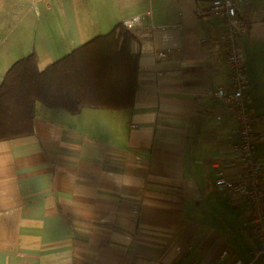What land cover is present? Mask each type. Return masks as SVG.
Listing matches in <instances>:
<instances>
[{
    "label": "crops",
    "instance_id": "1",
    "mask_svg": "<svg viewBox=\"0 0 264 264\" xmlns=\"http://www.w3.org/2000/svg\"><path fill=\"white\" fill-rule=\"evenodd\" d=\"M128 1L148 2L133 16L153 11L133 46L134 107L73 115L38 103L35 134L0 142V264H216L225 251L226 264L252 259L247 204L215 187L218 168L242 167L233 112L209 96L229 83L214 0ZM50 7L0 0V85L31 52L44 71L100 35L76 0ZM239 15L251 36L249 105L264 115V0H247ZM257 156L264 164V143ZM233 218L246 260L224 247Z\"/></svg>",
    "mask_w": 264,
    "mask_h": 264
},
{
    "label": "trees",
    "instance_id": "2",
    "mask_svg": "<svg viewBox=\"0 0 264 264\" xmlns=\"http://www.w3.org/2000/svg\"><path fill=\"white\" fill-rule=\"evenodd\" d=\"M136 41L120 22L44 71L36 52L17 61L0 85V142L35 134L38 103L73 115L133 108L140 72Z\"/></svg>",
    "mask_w": 264,
    "mask_h": 264
},
{
    "label": "built area",
    "instance_id": "3",
    "mask_svg": "<svg viewBox=\"0 0 264 264\" xmlns=\"http://www.w3.org/2000/svg\"><path fill=\"white\" fill-rule=\"evenodd\" d=\"M44 2L47 0H43ZM60 1L62 4V0ZM247 0H214L211 11L221 19L226 32L221 36L223 50L221 60L226 67L229 83L209 93L215 100L224 102L233 112L234 162L242 167L238 174L222 168L217 169L215 187L231 193L247 204V225L251 228L254 241L250 247L252 259L246 264L264 261V164L257 156L259 146L264 143V115L257 114L249 105L251 90L244 43H250V28L240 17L239 9ZM153 15L152 9L143 14L127 18L123 25L134 33L145 28V19ZM161 58L166 54L161 53ZM228 252H223L216 264H226ZM176 264H190L181 261Z\"/></svg>",
    "mask_w": 264,
    "mask_h": 264
},
{
    "label": "rangeland",
    "instance_id": "4",
    "mask_svg": "<svg viewBox=\"0 0 264 264\" xmlns=\"http://www.w3.org/2000/svg\"><path fill=\"white\" fill-rule=\"evenodd\" d=\"M137 2V0H135ZM51 2V10L62 9V4L60 1L56 0H47ZM132 2V1H131ZM63 5L66 4V0H62ZM77 9L80 16L83 17L86 23V20L89 24V27H102L97 30L96 34H105L110 31L111 27H114L121 19L131 18L133 14L138 11L143 10L144 5L142 4H129L128 0H76ZM83 14V15H82ZM233 220V221H232ZM227 228L230 229V235L227 236L224 247L225 250L229 251L231 254L235 253L237 256H240L242 260H246L247 257V243L246 239L238 233L237 229L240 223L239 220L233 218Z\"/></svg>",
    "mask_w": 264,
    "mask_h": 264
}]
</instances>
